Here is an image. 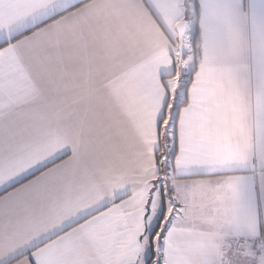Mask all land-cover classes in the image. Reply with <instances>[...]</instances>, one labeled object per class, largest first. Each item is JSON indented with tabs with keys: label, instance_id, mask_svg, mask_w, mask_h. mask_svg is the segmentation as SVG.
<instances>
[{
	"label": "snow or ice",
	"instance_id": "1",
	"mask_svg": "<svg viewBox=\"0 0 264 264\" xmlns=\"http://www.w3.org/2000/svg\"><path fill=\"white\" fill-rule=\"evenodd\" d=\"M0 264H264V0H0Z\"/></svg>",
	"mask_w": 264,
	"mask_h": 264
}]
</instances>
